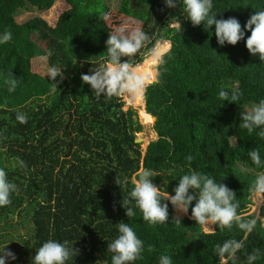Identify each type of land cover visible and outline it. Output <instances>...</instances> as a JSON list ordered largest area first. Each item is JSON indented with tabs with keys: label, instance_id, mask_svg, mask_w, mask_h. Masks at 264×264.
I'll list each match as a JSON object with an SVG mask.
<instances>
[{
	"label": "trees",
	"instance_id": "trees-1",
	"mask_svg": "<svg viewBox=\"0 0 264 264\" xmlns=\"http://www.w3.org/2000/svg\"><path fill=\"white\" fill-rule=\"evenodd\" d=\"M57 1L0 0V34L9 30L13 37L0 44V168L18 189L11 204L0 207V250L7 244L16 255L6 264H33L36 250L49 239L68 241L78 250L67 264H111L107 245L119 235L121 221L144 242L142 259L135 264H159L161 255L170 256L172 264H217L215 246L227 239L244 242L229 264H246L255 249L262 255L254 264H264V228L259 221L242 239L244 233L235 226L206 235L188 217L177 224L169 201V221L155 226L143 221L134 201L132 218L121 206L142 168L158 174L152 180L161 192L195 170L232 189L243 214L255 175L241 167L264 171L248 156L258 149L264 160V139L239 127L244 107L264 99V62L245 46L250 31L245 30V39L235 46H220L214 25L205 29L191 24L183 0H177L176 8L167 7L165 0H121L128 6L122 10L127 17L151 27L147 33L154 42L172 44L160 82L144 96L158 139L142 156L139 145L131 144L134 132L141 129L132 110L122 111L115 97L95 98L90 85L81 81L80 63L93 62L94 55L99 65L107 56L105 41L112 31L101 20L109 10L104 1L63 0L68 8L58 13L52 27L35 18L37 33L16 23L13 12L18 8L30 4L45 11ZM261 10L264 0H213L217 19L235 17L242 27ZM174 20H180L181 33L169 26ZM33 35L45 48L32 40ZM61 41L79 59L65 53ZM141 60L138 55L136 61ZM52 66L64 74L62 81L56 78L60 82L55 92L46 76ZM11 73L21 81L14 92L5 84ZM222 89L229 94L239 91L240 99L221 100ZM18 113L27 123L16 119ZM149 245L154 246L151 252Z\"/></svg>",
	"mask_w": 264,
	"mask_h": 264
},
{
	"label": "clouds",
	"instance_id": "clouds-1",
	"mask_svg": "<svg viewBox=\"0 0 264 264\" xmlns=\"http://www.w3.org/2000/svg\"><path fill=\"white\" fill-rule=\"evenodd\" d=\"M165 4L169 8H176L177 0H165ZM212 9L213 0H183V11L191 24L193 26L203 24L205 29H210L214 25L216 40L220 46H224L225 43L235 46L245 39V30L250 31L245 46L251 55L258 54L260 61L264 62V10L255 11L242 27L235 17L217 19V14L213 13ZM101 20L106 22L107 14H103ZM169 26L180 33L182 31L180 20L171 21ZM12 38L11 31L5 30L0 34V44L10 42ZM105 43L107 56L104 62L95 68L92 67L89 70L90 74L82 73L81 81L90 85L97 99L101 97L109 100L114 97L133 101L143 99L147 89L160 82L161 68L166 65V58L171 54V42L167 40L154 42L141 26L133 27L125 23L109 32ZM138 55L142 56L140 62L136 61ZM46 76L52 82L51 91L55 92L60 82L56 81V78L59 76L61 81L64 79L62 70L55 66L49 67ZM20 83L21 81L14 78L12 73L5 80L9 92H14ZM240 96L241 93L237 90H233L231 94L223 89L219 92V98L223 101L237 102ZM240 117L242 121L240 128L246 129L249 135L256 132L259 138L264 139V99L241 112ZM16 119L21 124L27 123L24 114L18 113ZM230 146L236 147V144ZM248 156L257 168H264V160L261 159L258 149L251 150ZM187 159L191 162L193 157L189 156ZM241 171L246 173L248 169L242 168ZM156 176L158 174L152 170L142 168L132 180L133 187L129 196L121 202L128 218L136 215L131 203L134 201L135 208L140 210L143 221L151 226L166 224L169 221V204L165 201H169L176 212L185 215L191 207V216L188 218L200 225L206 235H214L216 228L230 231L235 226L246 238L256 227L257 221H260V219H247L241 215L235 192L226 184L218 183L208 174L190 170L179 178L178 184L173 189L174 195L161 192L160 187L152 180ZM116 183L122 186L117 179ZM17 190V185L8 180L5 169L0 168V207L10 205L11 196ZM250 191L257 197H264V171L256 175ZM193 202H195L194 206ZM174 219L177 224H181L178 216ZM117 228L119 235L107 245V251L112 253L111 264H135V261L142 259L144 242L128 223L121 221L117 224ZM6 245L0 250V264H6V260L9 259H16L15 253L7 250ZM243 248V240L237 239H227L222 244H217L215 246L217 264H229L230 261H234L237 252ZM153 250L154 246L149 245L148 251ZM76 252L78 250L74 249L73 245L69 247L68 241L59 242L49 239L36 250L32 261L33 264H67ZM261 255L259 249L253 250L247 255L246 264H254ZM159 264H172V259L168 255H161Z\"/></svg>",
	"mask_w": 264,
	"mask_h": 264
},
{
	"label": "rangeland",
	"instance_id": "rangeland-1",
	"mask_svg": "<svg viewBox=\"0 0 264 264\" xmlns=\"http://www.w3.org/2000/svg\"><path fill=\"white\" fill-rule=\"evenodd\" d=\"M76 1V0H74ZM94 1V0H91ZM104 3L108 6V20H107V24L112 27V28H117L118 26H120L121 24H129L130 26H141L143 28V30L147 33L151 30V27L148 26L147 24H145L144 22L140 21V20H135L132 18H129L126 16V13H124L122 10L123 9H127L128 6L126 4L123 3V1L121 0H103ZM68 8V5L66 4L65 1L63 0H59L57 2L54 3V5L45 11H37L34 7H32L30 4H28V6H26L25 8H18L17 11L13 12V16L15 18L16 23L26 27L30 32H34L37 33V29L35 26V18H39V19H43L45 20L51 27L54 25V21L56 20V17L58 15V13H60L62 10H65ZM33 41L37 42V45H39L42 48H45V44L41 43L39 41L36 40V37L33 35L32 37ZM156 40H161V39H155ZM62 43V50L67 53V54H71L73 55L69 48L66 47L65 43ZM11 51L16 52V50L12 49ZM43 54V52L41 53ZM73 59H79V56H71ZM92 61L93 62H85V63H80V72L87 74L89 73V70L93 67H97L98 65L96 64L98 62V59L96 58V56H92ZM37 64L40 63V66H42L44 63L42 62V58H38L36 59ZM95 63V64H93ZM47 69V67H45ZM121 103H122V111H126L129 108L132 110L133 114H134V119L138 122V124L140 125L141 129L140 132H134V140H132L131 144L132 145H139V149L141 152V155L144 156L145 151H146V147L147 145H149L151 142H153L154 140L157 139V134L153 131V125L155 122V119L153 118L152 122H145L143 120V118L145 117V115H147V111H146V106H145V98L143 99H137L135 101L130 100V99H118ZM135 104V105H134ZM252 106H246L244 107L243 111L246 109H250ZM135 134L136 137L138 136L139 138L142 137L144 138L143 142H139L138 139L135 138ZM245 168L244 166L241 167ZM261 172V171H259ZM257 171H252L251 169H248V171L246 173H250V174H254L255 177L256 175L259 173ZM136 177V176H135ZM174 189V185L166 188L164 190V192H168L169 194H173ZM250 202L247 204L246 206V210L243 212L244 217H246L247 219H260L259 223H260V227L264 228V214L263 210H264V197H257L256 195H254L253 193H251L250 195ZM193 202V206H194ZM189 215V216H188ZM179 217L180 219L183 217H190L191 216V207L189 208V212L188 214H180L178 215L177 212L174 210V215L173 217ZM191 219V218H189ZM257 225V224H256ZM198 226V228L201 229L202 232L203 228L200 225H196ZM215 227V226H213ZM191 230V228H190ZM190 236L194 234V232H190L189 233ZM245 235L243 236L242 239H244Z\"/></svg>",
	"mask_w": 264,
	"mask_h": 264
},
{
	"label": "bare ground",
	"instance_id": "bare-ground-1",
	"mask_svg": "<svg viewBox=\"0 0 264 264\" xmlns=\"http://www.w3.org/2000/svg\"><path fill=\"white\" fill-rule=\"evenodd\" d=\"M135 105V104H134ZM152 117H150L149 115H145V117L143 118V120L145 122H152ZM137 139V138H136ZM144 138L143 139H138L139 142H143ZM189 216V215H188Z\"/></svg>",
	"mask_w": 264,
	"mask_h": 264
},
{
	"label": "crops",
	"instance_id": "crops-1",
	"mask_svg": "<svg viewBox=\"0 0 264 264\" xmlns=\"http://www.w3.org/2000/svg\"><path fill=\"white\" fill-rule=\"evenodd\" d=\"M109 12V11H108ZM108 14V13H107ZM106 24H107V21L105 22ZM107 26H108V28L111 30V31H113V30H115L116 28H112V27H110L108 24H107ZM187 174V173H186ZM184 175V174H183ZM177 184H178V182H177ZM176 184V185H177ZM176 185L174 186V188L176 187ZM181 213H179L178 215H180Z\"/></svg>",
	"mask_w": 264,
	"mask_h": 264
},
{
	"label": "water",
	"instance_id": "water-1",
	"mask_svg": "<svg viewBox=\"0 0 264 264\" xmlns=\"http://www.w3.org/2000/svg\"><path fill=\"white\" fill-rule=\"evenodd\" d=\"M148 115V114H147ZM150 116V115H149ZM177 214H179L178 212H177Z\"/></svg>",
	"mask_w": 264,
	"mask_h": 264
}]
</instances>
